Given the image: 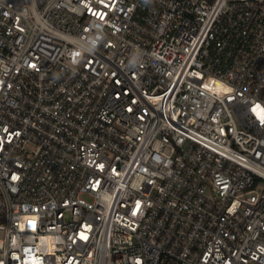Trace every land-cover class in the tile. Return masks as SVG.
Returning <instances> with one entry per match:
<instances>
[{
    "label": "built area",
    "instance_id": "built-area-1",
    "mask_svg": "<svg viewBox=\"0 0 264 264\" xmlns=\"http://www.w3.org/2000/svg\"><path fill=\"white\" fill-rule=\"evenodd\" d=\"M0 264H264V0H0Z\"/></svg>",
    "mask_w": 264,
    "mask_h": 264
}]
</instances>
